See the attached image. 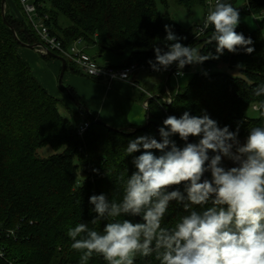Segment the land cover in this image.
<instances>
[{"label": "trees", "instance_id": "16d2710c", "mask_svg": "<svg viewBox=\"0 0 264 264\" xmlns=\"http://www.w3.org/2000/svg\"><path fill=\"white\" fill-rule=\"evenodd\" d=\"M159 2L168 5V0H35L34 4L41 17L48 16L44 24L51 35L65 46L82 39L85 45H96L100 54L127 53L128 63L121 66L125 67L154 61V47H164L167 33ZM177 2L188 11L197 6H202L204 13L207 10L205 0ZM231 2L235 7L236 0ZM245 10L261 19L259 29L251 31L239 24L236 31L253 40L255 52L249 55L225 51L219 60L206 61L185 87L170 92V105L163 102V96L148 98L149 122L160 127L170 115L180 117L189 111L198 116L207 111L221 128L230 126L235 131L239 124V139L244 140L248 128L264 125V97L252 93L253 88L264 83V0H248ZM4 17L22 44L41 43L20 1L7 0L4 15L0 0V243L6 250L0 264H79L80 252L71 247L69 228L84 222L97 231L103 230V223H90L95 214L90 211L89 198L105 194L109 199H121L120 177L136 171L133 156L125 154L128 141L146 134L159 140V135L154 125L138 131H116L93 121L72 89L71 94L83 106L76 105L68 93L71 104L51 95L19 53L22 48L35 49L17 41ZM63 18L70 24L65 26ZM169 26L185 46L201 44V54H215V42L208 44L211 29L197 37V28L194 32L173 21ZM220 64L238 70L242 76L216 71ZM67 65L78 70L71 63ZM60 105L78 119L77 124L61 114ZM253 106H258L255 117L248 115ZM84 123H89V128L80 135L79 127ZM189 142L195 141L190 137ZM46 147L55 153L42 158L38 151ZM173 187L183 191L182 185ZM183 214V208L173 202L163 223L171 226ZM134 222H139V217ZM4 229L13 230L15 236L3 233ZM88 264L106 262L94 255ZM135 264L156 262L137 257Z\"/></svg>", "mask_w": 264, "mask_h": 264}, {"label": "clouds", "instance_id": "9594fccd", "mask_svg": "<svg viewBox=\"0 0 264 264\" xmlns=\"http://www.w3.org/2000/svg\"><path fill=\"white\" fill-rule=\"evenodd\" d=\"M239 23L231 0H214L198 31L211 29L208 44L215 42V54L185 46L165 25L164 47H154L155 60L148 64L156 72L175 65L182 76L185 66L219 60L225 51L250 55L254 42L237 33ZM252 93L264 97V83ZM158 131L159 140L146 134L128 141L125 154L133 156L136 171L120 177L121 199L89 198L95 214L90 223H103V230L84 222L69 228L79 264H88L94 255L106 264H135L137 257L153 258L156 264H264V125L248 128L241 143L239 124L232 131L221 128L207 111L198 116L185 111L168 116ZM190 137L197 142H189ZM180 185L183 191L173 187ZM173 202L185 214L167 226L163 221Z\"/></svg>", "mask_w": 264, "mask_h": 264}, {"label": "crops", "instance_id": "0c3cea01", "mask_svg": "<svg viewBox=\"0 0 264 264\" xmlns=\"http://www.w3.org/2000/svg\"><path fill=\"white\" fill-rule=\"evenodd\" d=\"M81 48L98 61V58L104 59V62H99L101 64L121 67L127 64L129 60V54L127 53L122 55L115 53L100 54L96 45L88 46L83 44ZM19 53L29 63L35 77L51 95L65 103L71 104L68 101L67 93H71L72 89L86 109L99 120L117 129H134L145 125L149 116L145 103L149 96L167 97V94L165 95L163 91L157 90L160 89L162 84L166 86L169 96H171L170 92L181 88H169L172 78H175L177 85H179V77H175L167 71H163L165 75L154 74L153 72L148 73L147 71L136 73L133 76V80L139 87L123 82H115L110 85L105 80L86 77L69 65H67L62 76L63 66L60 60L55 58L45 59L44 57V59H38L28 49H21ZM69 106L71 107V105ZM192 138L197 142L198 138ZM175 140L178 146H183L177 137H175Z\"/></svg>", "mask_w": 264, "mask_h": 264}, {"label": "built area", "instance_id": "2783aa9c", "mask_svg": "<svg viewBox=\"0 0 264 264\" xmlns=\"http://www.w3.org/2000/svg\"><path fill=\"white\" fill-rule=\"evenodd\" d=\"M19 1L23 7L30 25L40 38L41 43L36 47V51L41 55H47L48 52L57 54L58 56L62 57L67 62V64L71 63L72 65H74L78 69V71L86 77L105 80L110 85L115 82H123L135 87H139V85L133 80V76L141 71L154 72L150 65L142 63H133L125 67H115L110 64L102 65L94 57L89 55L83 48H81V46L84 44L82 39H78L71 45L65 46L61 40H59L55 36H52L49 32V29L45 26L44 21L48 19L47 15L41 17L37 11L36 5L34 3H31L30 0ZM205 3L208 11L209 7L214 4V0H205ZM199 27H197V37L202 36L206 33L199 32ZM169 71L175 77H180L176 74V67ZM149 98H152V96H149ZM169 100L172 101V98L171 96H169V94L167 95V97L163 98V102H165L166 105H170L169 103H167ZM145 106H148V101L145 103ZM88 128L89 123L80 125L79 134L83 135ZM2 232L8 234V236H15L13 230L4 229ZM1 236L2 235H0V237ZM0 252H3V256H0V258L5 259L6 250L1 243ZM9 264L14 263L10 262Z\"/></svg>", "mask_w": 264, "mask_h": 264}, {"label": "rangeland", "instance_id": "374dc122", "mask_svg": "<svg viewBox=\"0 0 264 264\" xmlns=\"http://www.w3.org/2000/svg\"><path fill=\"white\" fill-rule=\"evenodd\" d=\"M30 2L34 3L35 0H30ZM247 2H248V0H236L235 7L238 9V11L240 13V23L239 24L246 26L251 31H254V30L259 29V24L261 23V19L259 17H255L253 15L248 14V12L245 10V6H246ZM47 6L50 7L49 3H47ZM158 10H159V13L164 17L165 25H170V22L173 21V22L180 24L184 28H192L194 30V32H195L197 26L201 24L202 20L204 19V16L207 13V10L204 13V8L202 6H197L192 11H188L184 6L178 4L177 0H168L167 6L164 4H161L159 2L158 3ZM62 21L65 24V26L70 24L69 20H67L65 18H63ZM196 46L199 47L200 49L202 47L201 44H198ZM22 49H25V48H22ZM35 50H32V53L38 59H44L43 56L40 53L36 52ZM98 59H99V61L96 59L98 62H104L105 61L102 58H98ZM32 65H34V64H32ZM102 65H104V64H102ZM175 67H176L175 65L171 66L167 70V72H170L169 70L174 69ZM215 70L224 72V73L229 74V75L234 76V77H241L242 76L238 70H232L224 64H220ZM183 71H184L183 75L178 78L179 85H177V82L175 81L176 79L172 78L170 81L169 88L172 87L173 89H175L178 87H185L188 84V82L192 79L193 75L195 73L201 71V67H200V65H189V67ZM150 73H152V72H150ZM153 73L165 75V72H163V71H160V72L155 71ZM175 85H176V87H175ZM157 90L163 91V93L165 95L166 94L168 95L167 88L163 84L161 85L160 89H157ZM255 110H258V106H253L252 109L249 111L248 115L251 117H255L257 115V112ZM59 111L61 112L62 115L71 118V120L75 124H77L78 119L76 117L70 116L68 111L62 105L59 106ZM177 138L179 139L178 136H177ZM239 140L241 141V143H243L245 141L244 139H239ZM180 142L182 144H184L183 141L180 140ZM54 153H55V151L50 147L42 148V149H39V151H38L39 156L42 158H47V157L53 155ZM225 163H226V166H228V167L235 166L230 161H225Z\"/></svg>", "mask_w": 264, "mask_h": 264}, {"label": "water", "instance_id": "95a60500", "mask_svg": "<svg viewBox=\"0 0 264 264\" xmlns=\"http://www.w3.org/2000/svg\"><path fill=\"white\" fill-rule=\"evenodd\" d=\"M6 1H7V0H2V4H3V8H4V15H5V4H6ZM4 22H5V24H6L7 26L11 27V26L9 25V23L7 22V20H6L5 17H4ZM11 29H12L14 35H15V38L17 39V41H18L22 46H24V47H26V48H29V49H36V47L39 45V44H37V45L29 46V45H26V44H22V43L19 41V39H18V37H17V35H16L14 29H13L12 27H11ZM48 56H50V57H52V58H55V59H58V60H60V61L62 62V66H63V68H62V76H63V73H64V71L66 70V67H67V62H66L62 57H60V56H58V55H56V54H54V53H52V52H48ZM206 74H207V73H206ZM68 94H69L70 98L72 99V101H73L76 105H78V106H83L81 103H79V102H77V101L75 100V98L73 97V95H72L70 92H69ZM85 110H86V113L91 117V119H92L93 121L98 122V123H103V124H105L108 128H111V129L116 130V131H120L119 129H114V128H112L111 126L107 125L106 123L102 122V120H99L97 117L91 115V113H90V111H89L88 109H85ZM149 125H154V126L156 127L157 133H158V135H159V131H158V129H159V125H158L157 123H155V122H149V121H148V122H147L145 125H143L142 127L136 128V130H137V131H138V130H143V129L147 128ZM206 175H207V174H206Z\"/></svg>", "mask_w": 264, "mask_h": 264}]
</instances>
